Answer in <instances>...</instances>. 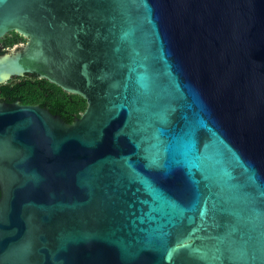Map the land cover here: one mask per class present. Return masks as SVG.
<instances>
[{
    "label": "water",
    "instance_id": "1",
    "mask_svg": "<svg viewBox=\"0 0 264 264\" xmlns=\"http://www.w3.org/2000/svg\"><path fill=\"white\" fill-rule=\"evenodd\" d=\"M0 264H264V0H4ZM17 46V45H15Z\"/></svg>",
    "mask_w": 264,
    "mask_h": 264
},
{
    "label": "trees",
    "instance_id": "2",
    "mask_svg": "<svg viewBox=\"0 0 264 264\" xmlns=\"http://www.w3.org/2000/svg\"><path fill=\"white\" fill-rule=\"evenodd\" d=\"M21 40L22 36L19 33L15 31L8 33L1 40L0 54L19 44ZM0 99L6 102L38 104L49 108L52 113L60 115L69 123L81 116L88 105L87 100L80 94L67 92L48 79L40 78L36 73L14 76L0 84Z\"/></svg>",
    "mask_w": 264,
    "mask_h": 264
},
{
    "label": "rangeland",
    "instance_id": "3",
    "mask_svg": "<svg viewBox=\"0 0 264 264\" xmlns=\"http://www.w3.org/2000/svg\"><path fill=\"white\" fill-rule=\"evenodd\" d=\"M1 40L2 39H0V44H1ZM26 41H27V38L25 37V40H21V42L19 44H17V46H14L13 48L22 46ZM13 48H11V49L13 50ZM6 51H8V50H6Z\"/></svg>",
    "mask_w": 264,
    "mask_h": 264
},
{
    "label": "flooded vegetation",
    "instance_id": "4",
    "mask_svg": "<svg viewBox=\"0 0 264 264\" xmlns=\"http://www.w3.org/2000/svg\"><path fill=\"white\" fill-rule=\"evenodd\" d=\"M22 36V35H21ZM22 40H25V37L22 36ZM2 50V44H0V51Z\"/></svg>",
    "mask_w": 264,
    "mask_h": 264
},
{
    "label": "snow or ice",
    "instance_id": "5",
    "mask_svg": "<svg viewBox=\"0 0 264 264\" xmlns=\"http://www.w3.org/2000/svg\"><path fill=\"white\" fill-rule=\"evenodd\" d=\"M4 2V0H0V4H2Z\"/></svg>",
    "mask_w": 264,
    "mask_h": 264
}]
</instances>
